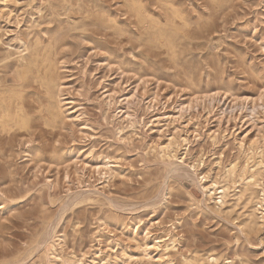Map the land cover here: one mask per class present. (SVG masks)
<instances>
[{"label": "rangeland", "instance_id": "rangeland-1", "mask_svg": "<svg viewBox=\"0 0 264 264\" xmlns=\"http://www.w3.org/2000/svg\"><path fill=\"white\" fill-rule=\"evenodd\" d=\"M0 111V264H264V0H0Z\"/></svg>", "mask_w": 264, "mask_h": 264}, {"label": "bare ground", "instance_id": "bare-ground-1", "mask_svg": "<svg viewBox=\"0 0 264 264\" xmlns=\"http://www.w3.org/2000/svg\"><path fill=\"white\" fill-rule=\"evenodd\" d=\"M133 6V5H132ZM174 8V7H173ZM136 9V8H135ZM175 13V12H174ZM143 16H141V18H142ZM151 24V23H150ZM21 59H25V56H21ZM21 65H23L22 67H21V69L19 70V72H18V78L20 79V83L18 84L19 86H21L22 84H23V81H25L26 79H27V77H28V72H29V68H28V63H26V64H21ZM226 93V92H225ZM214 95H215V92H210L209 93V95H208V97L210 96V97H212V98H214ZM232 96H234L233 94H232ZM15 99H16V111H15V114H14V119H15V121L16 122H21L22 121V123H24V124H26L27 123V120L22 116V95H21V90L19 89H17L16 90V94H15ZM209 97V98H210ZM211 98V99H212ZM262 97H260V99H261ZM216 99V98H215ZM225 99V98H224ZM229 99V98H228ZM214 107V106H213ZM231 107V106H230ZM60 108L62 109V105L60 106ZM233 109V108H232ZM231 109V110H232ZM222 110V113H226V111L227 110H225V111H223V109H221ZM2 114V111H0V125H2V126H5V125H7V123H8V120L6 119L7 117H5V116H2L1 115ZM231 114V113H230ZM242 113H240L239 115H241ZM234 115V116H233ZM231 116H233V118L235 119L236 117H237V115H235V114H231ZM216 135L214 134L213 135V137H215ZM182 142H185V145H186V150L188 149V144H189V140H188V138L187 137H181V140H175L174 142H170L169 143V145H168V148H171V151L169 152V158H172V157H177V151H178V149L180 148V147H182ZM244 141H241L240 142V146L241 147H244ZM259 149V150H258ZM248 150H249V154H250V158L251 157H254L256 154H258V155H260V157H261V160L260 161H256V162H254V164H253V166H259V165H262V163H264V146H261L260 144H259V141H258V138H256V139H253L251 142H249L248 143ZM179 160V159H178ZM183 165V164H182ZM195 166V165H194ZM248 168V165H247V167L243 170V173H245L246 172V169ZM235 170H236V164H231L228 168H227V171L229 172V173H234L235 172ZM259 172V167L258 168H255L254 169V172L251 174V176H250V181L251 182H253V183H255L256 182V179H255V175L257 174ZM202 180H203V178H202ZM211 185L213 186V187H210L209 185H204L203 186V188H205V194L206 195H209V197L210 198H212V197H214V194H216V193H220V196H219V203H223L224 202V198L226 197V195H227V188L226 187H221L220 189H219V191L217 192V184L216 183H211ZM212 200V199H211ZM264 200V191H263V193H262V198H261V201H263ZM263 206H264V204L262 205V204H260V206H259V208H262V210H264V208H263ZM253 210V209H252ZM263 212V211H262ZM264 215V214H263ZM61 238V237H60ZM53 243H49L48 242V246H47V248H48V250H50L52 247H53ZM209 259H211V257L209 258ZM212 259L214 260V261H217V258L215 257V256H213L212 257ZM95 261V260H94ZM69 263L70 264H78L77 263V260H71V261H69ZM97 264H100V263H98L97 262ZM101 264H105L104 262L103 263H101Z\"/></svg>", "mask_w": 264, "mask_h": 264}]
</instances>
